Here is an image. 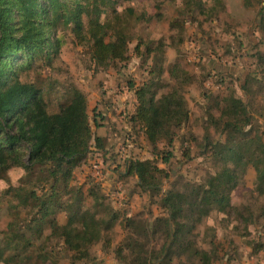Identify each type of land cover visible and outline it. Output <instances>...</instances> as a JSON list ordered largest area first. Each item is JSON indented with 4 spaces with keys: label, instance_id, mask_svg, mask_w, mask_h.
<instances>
[{
    "label": "rangeland",
    "instance_id": "rangeland-1",
    "mask_svg": "<svg viewBox=\"0 0 264 264\" xmlns=\"http://www.w3.org/2000/svg\"><path fill=\"white\" fill-rule=\"evenodd\" d=\"M204 1L202 11L191 0H119L117 14L108 15L111 22L122 20L129 40L117 43L127 47L129 59L102 67L92 58L91 44L79 41L73 32L78 22L85 21L86 0H51V36L60 40L58 56L39 58L31 67L15 70L23 82L41 89L51 114L69 102L72 89L81 90L89 102L94 136L102 139L104 147L97 150L93 142L92 152L74 170L67 190L58 186L54 204L49 202L54 185L41 170L27 175L15 167L7 179L0 180V264H131L130 251L124 253L127 261L115 253L131 238L144 243L152 257L169 242L163 234H152L154 221L167 215L161 205L163 194L146 192L137 177H127L130 161H155L170 176L164 179L162 192H187L207 187L225 168L220 148L206 150L209 142L231 146L232 140L260 138L261 147L250 151L264 154V21L260 16L264 0ZM243 86L249 87L248 95ZM141 89L149 90L147 98L155 96L153 115L162 126L157 147L132 127V109L112 108L115 103L109 92L122 96L129 90L135 100ZM234 98L248 105L251 122L239 135L224 127L234 115L230 109ZM127 105H132L129 99ZM98 110L106 117H100ZM170 139L172 146H168ZM168 152L172 158L164 164L162 157ZM238 173L232 206L225 213L214 210L191 237L194 249L212 256L211 264H264V194L258 191L252 163ZM79 188L84 192L82 212L104 221L118 216L83 262L74 259L61 237ZM45 199L48 205L43 207ZM125 217L144 226L146 233L126 227ZM172 264L205 262L185 254Z\"/></svg>",
    "mask_w": 264,
    "mask_h": 264
},
{
    "label": "trees",
    "instance_id": "trees-1",
    "mask_svg": "<svg viewBox=\"0 0 264 264\" xmlns=\"http://www.w3.org/2000/svg\"><path fill=\"white\" fill-rule=\"evenodd\" d=\"M118 1L86 0L83 10L85 21L78 22L73 28L79 41L91 44L92 58L102 67L129 59L127 47L117 43V40L125 43L129 40L121 27L122 20L111 22L108 15L110 12L117 14ZM191 2L199 10L205 8L204 0ZM51 9V0H0V180L7 179L8 173L15 167L23 168L27 175L41 170L47 182L54 185L55 193L49 199L54 204L58 198V186L62 184L67 190L74 170L85 164L92 152L93 142L97 150L104 144L101 138L94 136L89 102L81 90L72 89L69 102L58 113L51 114L41 89L23 82L15 70L19 66L23 69L31 67L39 58L51 59L52 54L58 56L60 40L56 41L51 36ZM260 16L264 21V8ZM111 38L116 39L109 40ZM248 88L242 87L247 95L250 92ZM148 91H136L138 106L131 122L133 128L138 127L150 144L157 147L162 126L155 121V96L147 98ZM247 106L244 101L234 98L230 106L234 115L224 127L234 134H241L243 128L251 124ZM172 144L170 139L168 146ZM261 145L260 138L248 137L239 142L232 140L231 146L207 143L206 150L213 148L216 152L220 148L218 155L225 168L211 178L207 187L200 186L187 192H162L164 179L170 177L166 169L152 160L130 161L126 176L137 177L139 186L146 192L163 194L161 205L167 215L154 221L152 234H163L169 242L151 257L144 243L131 238L115 250L117 257L127 261L124 253L130 251V257H133L131 264H172L175 258L190 254V257L211 264L212 256L194 249L191 237L202 220L214 210L225 213L232 206L231 195L238 187V171L250 163L257 171L258 191L264 194V154L256 155L250 151L254 146L260 148ZM171 158L172 154L168 152L162 157V163L169 164ZM83 197V189L79 188L75 193V202L70 206L73 211L61 233L68 251L76 261L81 262L90 258L91 248L118 220L115 215L104 221L88 211L82 212L79 204ZM46 205L48 200L45 199L42 206ZM125 223L135 232L139 228L146 233V228L137 225L132 218L125 217Z\"/></svg>",
    "mask_w": 264,
    "mask_h": 264
},
{
    "label": "crops",
    "instance_id": "crops-1",
    "mask_svg": "<svg viewBox=\"0 0 264 264\" xmlns=\"http://www.w3.org/2000/svg\"><path fill=\"white\" fill-rule=\"evenodd\" d=\"M123 96V97H122ZM122 96H118V94L117 93H114V91H111V92H109V97L112 99V101L115 103V105L114 106H112V108H115V109H117V107L118 108H120V109H124L125 107L126 108H128V109H132V114L131 115H133L134 113H135V111H136V108H137V105H136V103H138L137 102V99H133L132 100V98H133V95H132V93H131V91H129V90H127L126 91V93L125 94H123ZM125 97V98H124ZM124 99H126V100H124ZM127 99H129L131 102H132V105L131 106H128L127 105ZM124 101V102H123ZM123 102V103H122ZM133 102H135V104H133ZM98 115H100V117H101V115H102V117H106V113H104V114H101V111H99L98 110ZM104 115V116H103ZM130 123H131V125H132V122L130 121ZM100 130V129H99ZM101 137L102 136H105V134H103V133H101V132H99L98 133ZM99 137V136H98ZM124 178V177H123Z\"/></svg>",
    "mask_w": 264,
    "mask_h": 264
},
{
    "label": "built area",
    "instance_id": "built-area-1",
    "mask_svg": "<svg viewBox=\"0 0 264 264\" xmlns=\"http://www.w3.org/2000/svg\"><path fill=\"white\" fill-rule=\"evenodd\" d=\"M95 168H98L97 166H95ZM99 172V171H98Z\"/></svg>",
    "mask_w": 264,
    "mask_h": 264
}]
</instances>
